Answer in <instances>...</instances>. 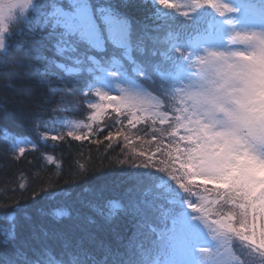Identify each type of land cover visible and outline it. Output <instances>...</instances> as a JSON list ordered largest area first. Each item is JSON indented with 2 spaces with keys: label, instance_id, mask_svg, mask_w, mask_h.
I'll use <instances>...</instances> for the list:
<instances>
[{
  "label": "snow or ice",
  "instance_id": "6c2138e0",
  "mask_svg": "<svg viewBox=\"0 0 264 264\" xmlns=\"http://www.w3.org/2000/svg\"><path fill=\"white\" fill-rule=\"evenodd\" d=\"M10 5L0 4L2 67L18 73L4 55L8 37L28 32L36 40L33 73L51 89L43 94L48 105L32 111L29 131L45 141L70 136L102 143L93 125L106 104L112 124L104 132L105 147L115 143L133 159L117 161L132 181L119 195L102 186L89 200L69 206L70 212L57 213L64 218L47 227L33 223L22 232L13 223L0 231V264H264V180L259 172L251 181L247 174L249 164L264 169V119L251 116L239 124L229 113L232 126L216 130L214 98L189 82L197 64H227L229 57L213 50L226 38L255 42L253 52L235 57L264 59V29L243 28L250 16L264 24V4L242 3L238 9L226 0H13ZM147 5L151 13L137 24L131 11ZM204 9L219 20L204 23ZM6 20L18 21L14 31L9 33ZM93 91L99 102L87 101L91 122L76 125L86 133L46 135L37 128L42 115L59 111L57 105L84 106ZM28 144L12 136L6 155L20 160ZM32 150L39 151L37 144ZM81 169L76 176L87 175ZM197 177L202 184L195 183ZM52 178L63 177L57 171ZM209 182L219 187L209 188ZM12 206L22 207L20 198Z\"/></svg>",
  "mask_w": 264,
  "mask_h": 264
},
{
  "label": "trees",
  "instance_id": "16d2710c",
  "mask_svg": "<svg viewBox=\"0 0 264 264\" xmlns=\"http://www.w3.org/2000/svg\"><path fill=\"white\" fill-rule=\"evenodd\" d=\"M237 1L240 5L246 3L257 8L264 4V0ZM170 2L179 3L180 0H170ZM137 3L139 4V0ZM152 7V5L139 6L131 11L137 24L151 13ZM203 11L204 23L210 24L213 19L219 20L211 9ZM172 19L178 21L179 17ZM17 22L14 20L10 24L9 33L15 30ZM161 36H164L163 32ZM35 45L36 40L28 32L9 36L8 51L4 55L9 63L16 66L18 73L9 72L2 67L4 61H0V204L7 200V204L0 207V231L9 228L13 223L20 226L22 232L33 223L47 227L57 219L64 218L57 217V213L70 212L69 206H79L80 201L89 200L93 192L100 187H106L109 195H119L132 183L128 172L123 171L122 166L117 162L127 158L131 163L133 158L130 150H121V146L115 143L113 144L115 150L105 147L108 141L103 140L104 132L112 124L110 106H107L101 118L93 125V128L97 129L93 136L102 143H91L93 137L75 141L70 136H66L64 141H45L40 138L39 133L29 131L27 121L32 111L38 107L43 109L48 105L43 94L45 91H51L46 89L33 73L32 66L36 63L34 59L36 53L32 49ZM205 69L206 66L199 64L190 69L189 82L193 88L194 81L200 78V71L202 76ZM49 71L55 70L49 69ZM89 100L99 102L95 91L87 97L84 106L57 105L59 111L52 112L51 115H42L37 121V128L46 135L56 131L66 133L69 130H73L76 134L86 133L87 129L76 125L91 122L88 119L92 115L91 110L87 108ZM143 127L144 125H138L140 129ZM12 136L25 137L29 141V150L20 160L13 159L10 154L6 155L11 148ZM120 142L122 145V136ZM32 143L37 144L39 151L32 150ZM139 143L140 140L137 138V144ZM49 156L52 157L51 161L48 160ZM105 156L107 159H104ZM135 159L138 161L140 158ZM109 164L114 167H109ZM81 166L88 170L87 175L76 176V173L82 171ZM57 171L61 173L62 179L52 178L53 173ZM70 173L71 180H69ZM195 183L202 184L203 181L197 177ZM20 184H24L26 189H19ZM208 187L215 189L219 186L215 182H209ZM11 189L17 190L15 196L12 195ZM20 192L25 193L23 197L19 196ZM29 193L32 198H29ZM17 198H20L22 207L12 206ZM212 198H215L214 195ZM236 252L242 256L243 250L237 247Z\"/></svg>",
  "mask_w": 264,
  "mask_h": 264
},
{
  "label": "rangeland",
  "instance_id": "374dc122",
  "mask_svg": "<svg viewBox=\"0 0 264 264\" xmlns=\"http://www.w3.org/2000/svg\"><path fill=\"white\" fill-rule=\"evenodd\" d=\"M12 3L13 0H8ZM223 3L225 0H218ZM227 3L240 8L237 0H226ZM5 0H0L4 4ZM214 12L213 10H211ZM16 16L20 14L16 10ZM14 20H6L8 28ZM248 31H260L264 29L256 17H249V22L243 26ZM7 35V33L5 34ZM217 52H224L229 57L227 64L222 60L214 65L206 66L204 74L194 81V90L203 89L210 98H214L215 126L216 130H225L232 126L229 121V113L242 124L245 118L258 116L264 119V59L242 60L233 55L236 52L251 53L255 50V42H244L239 39L226 40L214 46ZM229 65H234L229 67ZM198 74V73H197ZM116 89H113L115 92ZM108 105L105 104L104 110ZM224 109V111H220ZM207 120V117L201 116ZM246 135V130L242 133ZM260 173L261 180H264V169H256L252 165H247L249 180H255L257 173Z\"/></svg>",
  "mask_w": 264,
  "mask_h": 264
},
{
  "label": "clouds",
  "instance_id": "9594fccd",
  "mask_svg": "<svg viewBox=\"0 0 264 264\" xmlns=\"http://www.w3.org/2000/svg\"><path fill=\"white\" fill-rule=\"evenodd\" d=\"M10 6H11V5H10V3L8 2V0H5V3L3 4V7L7 9V8H10Z\"/></svg>",
  "mask_w": 264,
  "mask_h": 264
}]
</instances>
